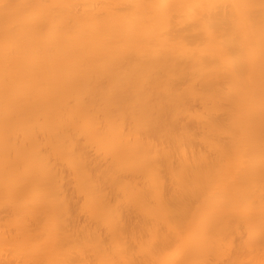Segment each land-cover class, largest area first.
<instances>
[{"label":"bare ground","instance_id":"obj_1","mask_svg":"<svg viewBox=\"0 0 264 264\" xmlns=\"http://www.w3.org/2000/svg\"><path fill=\"white\" fill-rule=\"evenodd\" d=\"M0 264H264V0H0Z\"/></svg>","mask_w":264,"mask_h":264}]
</instances>
